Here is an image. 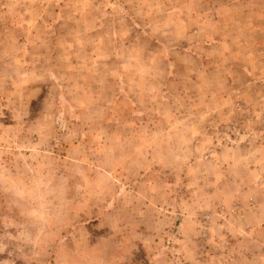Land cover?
Listing matches in <instances>:
<instances>
[{"label":"rangeland","instance_id":"374dc122","mask_svg":"<svg viewBox=\"0 0 264 264\" xmlns=\"http://www.w3.org/2000/svg\"><path fill=\"white\" fill-rule=\"evenodd\" d=\"M0 264H264V0H0Z\"/></svg>","mask_w":264,"mask_h":264}]
</instances>
